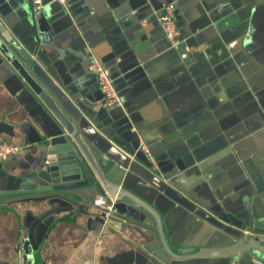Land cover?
<instances>
[{"label":"crops","instance_id":"0c3cea01","mask_svg":"<svg viewBox=\"0 0 264 264\" xmlns=\"http://www.w3.org/2000/svg\"><path fill=\"white\" fill-rule=\"evenodd\" d=\"M166 3L176 6L175 48L159 23ZM0 35L30 55L35 78L77 119L107 181L160 217L174 253L244 237L264 245V0H43L40 12L31 0H0ZM90 52L124 108L104 105ZM59 129L0 52V145L21 148L0 160V192L46 185L39 144ZM32 198L0 196V264H264L254 250L171 259L129 201L105 224L80 196Z\"/></svg>","mask_w":264,"mask_h":264},{"label":"water","instance_id":"95a60500","mask_svg":"<svg viewBox=\"0 0 264 264\" xmlns=\"http://www.w3.org/2000/svg\"><path fill=\"white\" fill-rule=\"evenodd\" d=\"M0 52L8 60L10 66L21 75L24 82L44 102L60 122V129L56 132V135L47 138L39 144V148L43 149L44 154L43 161L38 167L36 174L46 185L27 191L0 192V196L16 197L23 200H30L34 199L32 197L35 196L49 194H59L66 197L73 195L80 196L97 208L102 218L104 217V214H102L104 209L97 207L94 203L98 193L109 196L110 200L115 201V206L120 202L129 201L133 205L124 204L128 206L135 205L139 209L143 208L145 210V214L148 217L146 222L149 226L139 225L153 231L161 242L163 252L169 258L175 260L203 259L221 256L236 257L253 250L264 254V245L248 237H244L237 243L225 248H211L198 253H193L191 250H182L181 253L184 255L174 253L164 237L160 217L136 196L107 181L81 136L77 119L71 118L61 106L58 99L42 86L33 75L32 69L34 62L28 64L30 55L17 42L6 39L1 35ZM85 191H89V195ZM112 215L120 217L116 212ZM126 219L134 222L129 218ZM40 222L41 219H38L30 227L29 236L33 243L35 229Z\"/></svg>","mask_w":264,"mask_h":264},{"label":"built area","instance_id":"2783aa9c","mask_svg":"<svg viewBox=\"0 0 264 264\" xmlns=\"http://www.w3.org/2000/svg\"><path fill=\"white\" fill-rule=\"evenodd\" d=\"M56 2L65 5L67 0H55ZM35 12H40L43 8V0H31ZM163 13L159 18V23L161 30L166 35L169 40L171 47L175 48L181 44L180 32L176 23V6L173 3L163 4ZM88 71L94 74L99 82L100 90L104 95L105 101L104 105L107 107H120L124 108L122 99L118 94L114 79L112 77L110 69L106 68L100 59L92 52L88 56ZM140 150L146 154L148 160L152 162V157L150 150L147 146L142 144ZM21 148L17 145H12L9 143H2L0 145V160L5 161L9 158L19 154ZM94 203L97 207L104 209L102 214H104L103 220L107 224L112 214L116 211L115 201L109 200L108 196L105 194H99ZM50 264V263H48Z\"/></svg>","mask_w":264,"mask_h":264}]
</instances>
